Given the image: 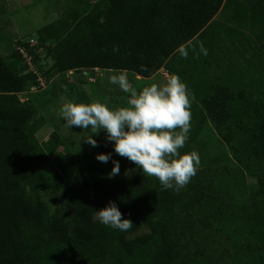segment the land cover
Masks as SVG:
<instances>
[{
    "label": "trees",
    "instance_id": "1",
    "mask_svg": "<svg viewBox=\"0 0 264 264\" xmlns=\"http://www.w3.org/2000/svg\"><path fill=\"white\" fill-rule=\"evenodd\" d=\"M221 9L230 12L225 33L238 37L233 59L249 63L252 54L262 61L264 0H72L34 35L53 60L51 73L124 71L150 79L166 67L184 79L204 109L197 121L212 124L229 164L217 158L216 171L196 173L206 182L179 191L162 190L154 176L131 174L125 160L116 179L91 183L72 153L52 159L58 136L38 141L46 118L19 96L36 88L37 79L17 50L9 61L0 53V264H46L52 251L55 264H221L196 226L213 227L217 217L231 222L249 250L255 243V261L264 264V64H251L244 83L238 77L210 83L208 61L197 82L177 66L182 50L210 48L204 41L215 38L217 27L209 26ZM22 45L35 55V46ZM196 134L189 133L188 143ZM245 173L257 179L249 208L242 197L231 198L244 195ZM109 201L133 222L131 229L113 230L95 218ZM197 208L208 216L194 218Z\"/></svg>",
    "mask_w": 264,
    "mask_h": 264
},
{
    "label": "rangeland",
    "instance_id": "2",
    "mask_svg": "<svg viewBox=\"0 0 264 264\" xmlns=\"http://www.w3.org/2000/svg\"><path fill=\"white\" fill-rule=\"evenodd\" d=\"M90 1L95 2L96 0ZM71 2L72 0H0V53L3 59L6 61L11 60V55L17 50L16 48L21 43H25L31 38H36L34 35L39 29L62 17L67 4ZM229 18L230 12H225L221 9L220 13L209 26L217 27L216 30L212 32V34H216L215 38H207L204 41L207 42L210 48L201 49L199 47H194L195 49L189 51L186 57L184 55L181 56L180 61H182V65L178 64L177 66L179 69H181L180 66H182V71L187 80L197 82L200 78H205L203 63L205 61L209 62L206 66L208 70H205V72L209 74L210 83L225 78L228 80H235L237 77L244 83L243 76L247 74V70L250 72L253 64H264L263 46L262 61H259L258 58L256 59L252 54H249V63H246L241 57H238L236 61L233 59L235 48L238 45V37L230 38L224 31V24H228ZM242 30L238 31L246 34L243 28ZM248 34L250 37H253L251 32ZM260 40L261 41H257L259 46L264 42L262 38ZM214 45L218 47H214ZM36 46L34 47V56L37 59L36 66L38 69H41L42 72L48 74L47 77H49V81L44 89L37 90L36 88H32L19 96L23 101L27 99L31 100V103L36 105L46 118L45 125L37 134L38 141L44 144L50 141L54 135H57L59 138V149L51 158H56L58 153H72L79 161L88 181L91 183L116 179L119 175L113 178H109L108 175L113 167L112 162L109 161L107 164H104L96 159L98 154L113 152L112 144L106 142L105 133L102 131L98 136L94 135L93 138L97 140L99 146L93 148L86 142L91 135L89 131H84L78 127L69 129L64 126L63 121L60 120L58 115L59 107L62 103L72 99H75L77 103L82 102L86 104L99 101L113 109L126 107L128 106L127 100L132 92L139 91L143 87L153 83L163 84L171 75L175 74L170 68L166 67L161 69L157 75L150 79H144L134 73L124 71L83 70L81 74L75 71L62 74L51 73L53 60L48 56L46 49L41 46ZM198 48L199 50H197ZM246 65H250V68H245ZM24 70L25 69L22 68V71ZM118 72L124 73L128 79V93L121 91L117 85L109 83V75ZM180 79L185 83L184 79ZM65 89H67V91H65ZM203 112L204 109L202 104L193 98L191 101L190 132L193 131L195 134L197 133L196 135H198V137L195 138L192 143H188L187 141L183 150L188 152L196 151L199 154L200 166L196 173L207 170L208 172L209 170L216 171L215 166L217 158L221 160L219 161L221 166L229 164V160L226 158L225 147L221 144L220 138L216 134L212 124L203 122L201 125L197 121ZM188 140L190 141V139ZM112 158L119 161L120 170L126 168L125 165L123 167V164L127 162L131 167V174L146 177V175H143L139 170H134L135 165L126 158L120 157L114 152ZM123 160H125V162H122ZM232 160L238 166L239 162H236L233 158ZM241 166L242 165L239 164V167ZM253 172L259 174L257 169ZM210 174H212L211 171ZM244 175L246 182L243 189L244 195L239 194L235 196L231 193V198L236 199L242 197L249 208L250 200L254 191L257 189V179H254L246 173ZM227 178H229V176H227ZM196 180L197 182L201 180L206 182L205 179L198 174L192 177L190 182L195 183ZM225 181L230 182V180ZM239 204L240 203L233 204V208L235 210H237V208L239 209ZM193 215L194 218L203 220L208 216V213L203 208H197L193 211ZM223 220L224 219L219 217H217V219L212 218L213 227L197 223L196 226L199 239L205 240L209 249L215 252V257L221 264H258L254 257L257 252L254 246L255 243H253V248L249 250L245 242L246 239L238 238L233 232L231 222L227 223ZM52 252L46 257V264H55L57 261V255H53Z\"/></svg>",
    "mask_w": 264,
    "mask_h": 264
},
{
    "label": "clouds",
    "instance_id": "3",
    "mask_svg": "<svg viewBox=\"0 0 264 264\" xmlns=\"http://www.w3.org/2000/svg\"><path fill=\"white\" fill-rule=\"evenodd\" d=\"M182 54L187 55L183 50ZM108 79L121 91L129 92L124 73L110 74ZM193 98L180 77L171 75L163 84L153 83L132 92L126 107L113 109L99 101L86 104L72 99L62 103L58 115L66 128L89 131L91 135L86 142L93 148L99 146L94 135L103 131L113 152L133 163L134 170L156 177L162 190L179 191L196 175L200 166L196 151H180L189 139ZM113 152L96 156L101 163L112 162L109 178L120 174V163L112 158ZM129 173L126 170V174ZM94 215L101 224L113 230L128 231L133 227V222L123 217L113 201L94 211Z\"/></svg>",
    "mask_w": 264,
    "mask_h": 264
},
{
    "label": "built area",
    "instance_id": "4",
    "mask_svg": "<svg viewBox=\"0 0 264 264\" xmlns=\"http://www.w3.org/2000/svg\"><path fill=\"white\" fill-rule=\"evenodd\" d=\"M37 41H38L37 37L36 38L34 37L27 40V42H25L24 44L28 45L30 48H33L34 46L37 45ZM16 49L19 52V54L22 56V60L27 68V71L32 73L36 77L37 79L36 89L37 90L44 89V87L48 83V80L45 77L44 72H42L40 69L37 68L35 58L30 53L31 49H27L23 45L18 46ZM21 101L25 102V100L24 101L21 100Z\"/></svg>",
    "mask_w": 264,
    "mask_h": 264
}]
</instances>
